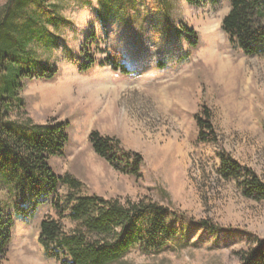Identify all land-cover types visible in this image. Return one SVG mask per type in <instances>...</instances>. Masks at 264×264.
I'll use <instances>...</instances> for the list:
<instances>
[{
    "label": "rangeland",
    "instance_id": "obj_1",
    "mask_svg": "<svg viewBox=\"0 0 264 264\" xmlns=\"http://www.w3.org/2000/svg\"><path fill=\"white\" fill-rule=\"evenodd\" d=\"M8 1L0 0V10ZM89 1L71 0L62 12L69 23L51 30L55 43L39 47L41 60L58 72L24 81L26 109L14 118L70 123L63 155L48 162L58 175L80 180L84 193L149 199L221 229L194 226L166 252L134 248L121 264H244L255 239L264 238V200L246 197L236 179L222 176L220 155L264 181V54L246 55L230 43L223 29L229 0L200 6L171 0L167 12L141 7L129 15ZM86 51L97 63L80 71L72 57L84 60ZM110 58L130 72L100 63ZM205 106L217 142L199 139L195 116H204ZM94 130L140 153V174L124 173L99 155L90 142ZM65 192L62 186L59 194ZM7 198L0 187V201ZM54 198H43L27 217L5 206L14 225L0 264H60L39 241L42 219L60 218ZM62 223L66 230L73 226L67 218Z\"/></svg>",
    "mask_w": 264,
    "mask_h": 264
},
{
    "label": "trees",
    "instance_id": "obj_2",
    "mask_svg": "<svg viewBox=\"0 0 264 264\" xmlns=\"http://www.w3.org/2000/svg\"><path fill=\"white\" fill-rule=\"evenodd\" d=\"M71 0H9L0 10V187L7 201H0V257L9 252L14 218L5 206L27 217L35 212L43 198L55 197L53 204L59 219L46 217L40 223L39 241L48 258L60 264H121L134 248L147 255L169 250L192 227L201 225L212 231L221 229L206 220L194 221L170 206L149 199L105 198L82 191L80 180L67 174L58 175L50 166L51 156L63 155L69 141L70 123L60 121L37 125L28 117L14 118L25 112L21 95L24 81L39 77L53 78L58 70L41 60L39 47L55 43L58 30L69 21L62 12ZM90 2L89 0H74ZM200 6L220 0H186ZM230 11L223 19V29L230 43L246 55L264 54V0H229ZM106 12L121 15L145 11L167 12L171 0H97ZM195 34L193 29H188ZM85 60V61H84ZM72 57L80 71H88L97 63L87 51ZM129 73L121 63L110 59L100 62ZM204 116L196 114L199 139L217 142L218 138L208 106ZM94 150L116 169L138 176L143 158L140 153L125 149L113 136L99 131L90 133ZM220 173L236 179L243 194L264 200V181L252 168L242 165L230 155H220ZM243 176L241 180L240 177ZM66 187L63 195L59 194ZM73 225L66 230L62 219ZM244 264H264V238H256L245 255Z\"/></svg>",
    "mask_w": 264,
    "mask_h": 264
},
{
    "label": "bare ground",
    "instance_id": "obj_3",
    "mask_svg": "<svg viewBox=\"0 0 264 264\" xmlns=\"http://www.w3.org/2000/svg\"><path fill=\"white\" fill-rule=\"evenodd\" d=\"M213 54H214V53H213ZM218 55H219V53H218ZM218 55H217V56H218ZM219 56H220V55H219ZM213 57H215V56L213 55ZM224 57H225V56H224ZM224 57H223V59H224ZM211 58H212V57H211ZM217 58H218V57H216V60H217ZM227 59H228V58H227ZM211 60H212V59H211ZM214 60H215V58H214ZM221 60H222V59H221ZM225 61H226V58H225ZM225 61H224V62H225ZM232 62H233V61H232ZM212 63H213V62H212ZM218 63H219V62H218ZM220 63H221V62H220ZM223 64H224V63H222L221 65H223ZM215 65H218V64H215ZM217 68H218V67H217ZM219 69H220V67H219ZM24 261H25V260H24ZM27 263H28V262H27Z\"/></svg>",
    "mask_w": 264,
    "mask_h": 264
}]
</instances>
